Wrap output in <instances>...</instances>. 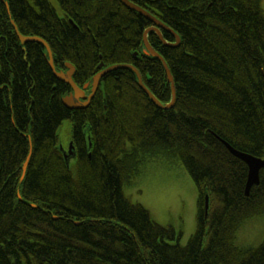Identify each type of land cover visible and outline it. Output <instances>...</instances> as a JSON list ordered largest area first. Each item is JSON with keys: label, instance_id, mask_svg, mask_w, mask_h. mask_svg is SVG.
<instances>
[{"label": "trees", "instance_id": "trees-1", "mask_svg": "<svg viewBox=\"0 0 264 264\" xmlns=\"http://www.w3.org/2000/svg\"><path fill=\"white\" fill-rule=\"evenodd\" d=\"M132 1L181 37L171 46L148 33L174 79L170 108L121 67L101 78L87 107L69 109L71 86L56 78L43 44H22L11 22L44 38L57 68L71 62L78 85L102 62L131 64L167 104L163 63L145 53L153 26L145 15L121 0H0V264H264V240L237 243L244 223L264 214V167L246 195L248 166L222 141L264 158L260 1ZM64 121L70 161L61 149ZM149 161L182 163L195 181L197 227L186 245L125 194Z\"/></svg>", "mask_w": 264, "mask_h": 264}, {"label": "rangeland", "instance_id": "rangeland-1", "mask_svg": "<svg viewBox=\"0 0 264 264\" xmlns=\"http://www.w3.org/2000/svg\"><path fill=\"white\" fill-rule=\"evenodd\" d=\"M264 8V0H260ZM65 123V124H64ZM62 144L70 140L67 121H64ZM67 147V146H64ZM173 167V168H171ZM125 194L134 202L143 204L153 218L163 225L175 228L178 242L186 245L197 227L198 189L194 179L182 164L167 165L149 161L141 173L124 186ZM264 240V214L247 220L238 231L237 243L257 246Z\"/></svg>", "mask_w": 264, "mask_h": 264}, {"label": "water", "instance_id": "water-1", "mask_svg": "<svg viewBox=\"0 0 264 264\" xmlns=\"http://www.w3.org/2000/svg\"><path fill=\"white\" fill-rule=\"evenodd\" d=\"M121 2L125 6H127L128 8L136 10V11L140 12L141 14L145 15L154 23V25L151 27H148L144 33V44L146 47L145 51H146V53L160 59L164 65V67H165L167 78H168L169 82L171 83L172 94H173L172 101L169 102L168 104L164 105L146 87L139 71L134 66H132L130 64H115V65H111L107 68H102L104 66V64L101 63L99 65L101 70L93 77L92 81L88 82V83L84 84L82 87H80L78 84L75 83V81L73 79V74L75 72V66L72 63H70V62L66 63V67L68 68L66 71L57 70L55 67V64H54L53 52H52V49H51L49 43L44 38L39 37V36L23 35L19 31L18 26L16 25L15 21L12 20V24L14 26L15 32H16L17 36L19 37V39L21 40L22 44H26L27 42H31V41H37V42L42 43L47 50V55H48V59H49L48 62H49L50 68L53 71L56 78L62 82L69 84L73 88V92H71L69 95H66L63 97V103L70 109L85 108L90 103V100L94 97V95L97 91V88L99 86L101 78L105 74L109 73L110 71H113L114 69L121 68V67H123V68L129 67L135 71V73L137 75V80H138L139 86L147 93V95L150 97V99L157 106H159L160 108L167 109V108L172 107L175 104L176 88H175L172 73L170 71V68H169L166 60L150 45V43L148 41V32H150L151 30H155L157 32V34L159 35V37L163 40V42L165 44H169L171 46H178L180 44V42H181L180 36L173 29L168 27L160 19L156 18L154 15H152L150 12H148L143 7L135 4L134 2H132L130 0H121ZM5 5L9 10V5L7 2H5ZM161 29H166V30H169L170 32H172L176 38V42L175 43H168V42L164 41ZM90 86H91V93L87 95L86 89L89 88ZM222 141L224 142V144L228 147V149L235 156L241 158L248 165L249 170H248V179H247V184H246V195H249L250 189L252 188V186L260 183V170L264 167V159L260 158V157H256V156L249 154V153H246V152H242V151L234 148L233 146H231L228 142H226L224 140H222ZM72 147L73 146L71 143L70 147L68 149V152H65V157H66V159H68V161L75 156V154L73 153ZM29 160H30V155L28 156V158H27V160L23 166L24 174H25V171L27 169ZM24 174H23V177H24Z\"/></svg>", "mask_w": 264, "mask_h": 264}, {"label": "flooded vegetation", "instance_id": "flooded-vegetation-1", "mask_svg": "<svg viewBox=\"0 0 264 264\" xmlns=\"http://www.w3.org/2000/svg\"><path fill=\"white\" fill-rule=\"evenodd\" d=\"M59 68L58 69H61V70H66V67H65V63H59Z\"/></svg>", "mask_w": 264, "mask_h": 264}, {"label": "bare ground", "instance_id": "bare-ground-1", "mask_svg": "<svg viewBox=\"0 0 264 264\" xmlns=\"http://www.w3.org/2000/svg\"><path fill=\"white\" fill-rule=\"evenodd\" d=\"M180 38H181V37H180ZM140 172H141V170H140ZM140 172H139V173H140ZM247 179H248V172H247ZM246 182H247V180H246Z\"/></svg>", "mask_w": 264, "mask_h": 264}]
</instances>
